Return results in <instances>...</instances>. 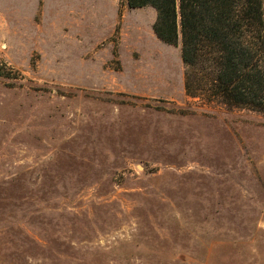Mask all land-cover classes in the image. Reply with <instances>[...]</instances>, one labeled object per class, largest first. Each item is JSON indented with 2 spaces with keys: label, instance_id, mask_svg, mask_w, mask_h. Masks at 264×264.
<instances>
[{
  "label": "rangeland",
  "instance_id": "1",
  "mask_svg": "<svg viewBox=\"0 0 264 264\" xmlns=\"http://www.w3.org/2000/svg\"><path fill=\"white\" fill-rule=\"evenodd\" d=\"M155 18L0 0V264H264V114L187 95Z\"/></svg>",
  "mask_w": 264,
  "mask_h": 264
},
{
  "label": "trees",
  "instance_id": "2",
  "mask_svg": "<svg viewBox=\"0 0 264 264\" xmlns=\"http://www.w3.org/2000/svg\"><path fill=\"white\" fill-rule=\"evenodd\" d=\"M150 7L155 36L180 44L185 91L264 114V0H124Z\"/></svg>",
  "mask_w": 264,
  "mask_h": 264
},
{
  "label": "crops",
  "instance_id": "3",
  "mask_svg": "<svg viewBox=\"0 0 264 264\" xmlns=\"http://www.w3.org/2000/svg\"><path fill=\"white\" fill-rule=\"evenodd\" d=\"M261 177H262L263 180H264V172L261 174ZM263 182H264V181H263ZM263 194H264V192H263ZM263 194H260L261 201L263 202V207H262V208H264V200L262 199V198H264V195H263ZM262 223H264V221H263Z\"/></svg>",
  "mask_w": 264,
  "mask_h": 264
}]
</instances>
